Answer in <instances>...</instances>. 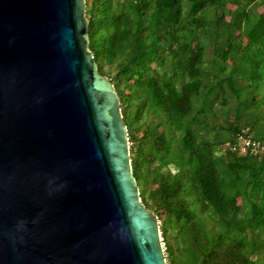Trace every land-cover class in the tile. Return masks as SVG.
<instances>
[{"label":"trees","instance_id":"1","mask_svg":"<svg viewBox=\"0 0 264 264\" xmlns=\"http://www.w3.org/2000/svg\"><path fill=\"white\" fill-rule=\"evenodd\" d=\"M85 1L167 264H264V0Z\"/></svg>","mask_w":264,"mask_h":264},{"label":"water","instance_id":"2","mask_svg":"<svg viewBox=\"0 0 264 264\" xmlns=\"http://www.w3.org/2000/svg\"><path fill=\"white\" fill-rule=\"evenodd\" d=\"M85 0H0V264H167Z\"/></svg>","mask_w":264,"mask_h":264},{"label":"built area","instance_id":"3","mask_svg":"<svg viewBox=\"0 0 264 264\" xmlns=\"http://www.w3.org/2000/svg\"><path fill=\"white\" fill-rule=\"evenodd\" d=\"M240 139H241V141H239V144H241V142L245 143V145H248V144L250 143L249 140H245V139H243V138H241V137H240ZM244 148H245V147L242 146V149H244Z\"/></svg>","mask_w":264,"mask_h":264},{"label":"rangeland","instance_id":"4","mask_svg":"<svg viewBox=\"0 0 264 264\" xmlns=\"http://www.w3.org/2000/svg\"><path fill=\"white\" fill-rule=\"evenodd\" d=\"M263 7H264V6H263ZM263 7H262V8H263Z\"/></svg>","mask_w":264,"mask_h":264}]
</instances>
